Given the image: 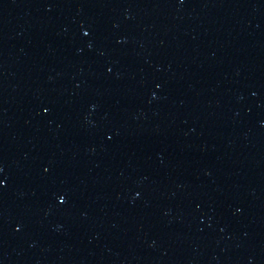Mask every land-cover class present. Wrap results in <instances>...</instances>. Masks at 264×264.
Segmentation results:
<instances>
[{"label": "water", "instance_id": "water-1", "mask_svg": "<svg viewBox=\"0 0 264 264\" xmlns=\"http://www.w3.org/2000/svg\"><path fill=\"white\" fill-rule=\"evenodd\" d=\"M0 264H264V0H0Z\"/></svg>", "mask_w": 264, "mask_h": 264}]
</instances>
